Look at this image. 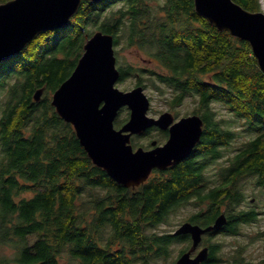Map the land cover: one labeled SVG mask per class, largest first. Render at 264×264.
Listing matches in <instances>:
<instances>
[{"label":"trees","instance_id":"16d2710c","mask_svg":"<svg viewBox=\"0 0 264 264\" xmlns=\"http://www.w3.org/2000/svg\"><path fill=\"white\" fill-rule=\"evenodd\" d=\"M234 1L260 10L259 0ZM96 30L112 34L114 47L123 37L126 47H137L157 63V69L119 65L118 81L132 75L143 87L147 80L163 83L172 94L170 108L195 97L193 112L205 124L189 156L154 169L136 187L117 183L94 165L73 126L51 104V94ZM41 86L35 101L33 93ZM213 102L253 132L226 157L238 133L216 119ZM125 120L116 117L114 124ZM210 164L218 166L208 178L204 172ZM246 180L263 191L264 73L249 42L217 30L196 13L193 0H82L66 25L42 31L0 60V264L167 259L169 235L156 229L190 201L206 203L203 218L190 216L191 221L208 220L209 213L214 217L222 209L249 217L258 213L256 200L246 210L236 208L246 201Z\"/></svg>","mask_w":264,"mask_h":264},{"label":"water","instance_id":"95a60500","mask_svg":"<svg viewBox=\"0 0 264 264\" xmlns=\"http://www.w3.org/2000/svg\"><path fill=\"white\" fill-rule=\"evenodd\" d=\"M82 0H8L0 3V60L19 52L42 31L60 28L78 10ZM95 1V0H92ZM197 14L219 31L249 42L259 68L264 73V11H251L234 0H193ZM120 72L116 65L113 35L96 30L86 40L84 50L70 75L53 91L51 104L58 115L73 126L80 145L92 163L101 167L117 183L136 187L154 169L176 165L195 149L203 132L198 114L182 116L173 122L170 111L157 117L148 114L150 99L140 84L129 90L116 86ZM44 87L37 88L38 101ZM128 118L119 126L114 121L121 108ZM151 126L167 128L163 144L152 141L150 148L134 147L132 135ZM253 201V199H251ZM220 215L205 229L218 228ZM203 229L183 222L174 233ZM199 259V256L194 260Z\"/></svg>","mask_w":264,"mask_h":264},{"label":"flooded vegetation","instance_id":"af4514ba","mask_svg":"<svg viewBox=\"0 0 264 264\" xmlns=\"http://www.w3.org/2000/svg\"><path fill=\"white\" fill-rule=\"evenodd\" d=\"M173 116V122L182 117L177 118L174 114ZM204 125L203 123V128ZM152 131H156L157 136L160 135V140L158 141H163L162 143H164L169 136V126L167 128L151 126L140 134L132 135L131 142L133 137L143 136L149 138V146H141L150 148L152 146V141L156 142L155 139H150ZM156 144L158 145V142H156ZM207 201L208 199L205 202ZM242 205L243 202L236 208L238 210L248 209V207L244 208ZM197 206H200V210H202L201 213H203L206 208V203H201ZM204 214L205 213L199 215V212L196 211L193 212L191 216L203 218ZM220 215H223L224 219L220 227L205 229L207 226L214 224ZM262 216H264V214L261 212L255 213L252 217L242 213L225 214L224 212H220L214 217L209 213L208 220L200 222L199 220L191 221L187 218L180 224L189 222L199 225L203 230L199 231L200 234L197 238L193 236L197 231L190 229L179 233H174L175 229L172 231L159 232L161 235H169L167 237L170 241V248L174 251L173 259L161 260L159 264H264V228H259L263 226L264 223L261 224L258 222ZM260 241L262 254H256L254 247H256ZM198 256L199 259L194 260ZM156 263H158L157 260L150 261L147 264Z\"/></svg>","mask_w":264,"mask_h":264},{"label":"rangeland","instance_id":"374dc122","mask_svg":"<svg viewBox=\"0 0 264 264\" xmlns=\"http://www.w3.org/2000/svg\"><path fill=\"white\" fill-rule=\"evenodd\" d=\"M260 4V10L264 11V0H259ZM115 50V56H116V64L119 65H126V64H132L135 66H139L141 68H152L157 69V63L153 61L150 57H147L146 54L139 51L137 47L125 46L124 38L122 37L121 40L117 45L114 47ZM148 74H144L143 77H147ZM155 80V79H154ZM137 79L134 78L132 75L127 76L122 81H117L116 86L121 90H129L133 88L136 85ZM154 82V81H153ZM151 80L143 81L144 84H146V87H144V91L147 94V96L150 99V108L148 110V114L154 117H157L160 113L164 111H170L173 113L177 118L181 116H186L190 114H194L193 110L197 107V101L195 97L187 96L184 98V100L176 105L174 108H170L168 106L167 101L170 99L172 94L170 93V89L166 87L163 83L160 82H154L157 87L160 86V88L163 90V92H159L158 89H156L152 83ZM52 96V94H51ZM212 106L214 107V110L216 111V119L221 120L222 123L226 126H228L231 129H234L238 136L230 143V145L227 148L226 156H229V153H232L237 147L241 145V143L249 138L251 135H253V132L247 130L245 126L243 125L242 119L236 117L233 115L226 107H223L220 103L213 102ZM197 114V113H195ZM129 110L127 107H123L118 112L117 118H128ZM199 115V114H198ZM150 139H155L158 144L162 143L163 141L160 140V135L157 136L156 131H152ZM139 144L137 146L145 145L149 146V138L146 137H137L136 141ZM163 144V143H162ZM219 162H222V159H219ZM218 166V165H215ZM215 166L214 164H210L205 169V176L206 177H213V173L215 172ZM245 200L243 202L244 208H250L254 205L255 200L257 201V204L254 205L259 212L264 214V189L261 191L258 187H256L250 180H246L245 185L242 187ZM254 199L252 202H248L249 200ZM194 201H190L188 204L181 206L177 210H175L170 215V223H164L161 224L156 230L159 232L163 231H172L176 230L181 224L182 221L187 219L193 212H196L197 210H200V206H197L193 203ZM221 212H224V209L221 210ZM259 223H264V216L260 217ZM254 228V227H251ZM259 228H264L263 226H260ZM174 230V231H175ZM260 243L257 244L255 249L256 254H262V250L260 249ZM174 257V251H172L171 255L167 259H158V263L161 260H171Z\"/></svg>","mask_w":264,"mask_h":264}]
</instances>
